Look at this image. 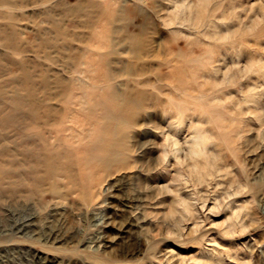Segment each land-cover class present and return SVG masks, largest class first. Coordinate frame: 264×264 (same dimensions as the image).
I'll use <instances>...</instances> for the list:
<instances>
[{
	"label": "rangeland",
	"instance_id": "374dc122",
	"mask_svg": "<svg viewBox=\"0 0 264 264\" xmlns=\"http://www.w3.org/2000/svg\"><path fill=\"white\" fill-rule=\"evenodd\" d=\"M219 1L115 0L106 10L107 0H0V149L15 125L48 145L41 136L55 140L66 106L82 131L57 141L52 151L68 155L38 192L14 198L4 179L0 264H264V0L212 10ZM197 56L206 91L180 123L181 92L169 83ZM84 88L99 98H81ZM200 111L224 130L197 155ZM232 120L237 129L225 128ZM96 148L107 166L83 164Z\"/></svg>",
	"mask_w": 264,
	"mask_h": 264
},
{
	"label": "bare ground",
	"instance_id": "6f19581e",
	"mask_svg": "<svg viewBox=\"0 0 264 264\" xmlns=\"http://www.w3.org/2000/svg\"><path fill=\"white\" fill-rule=\"evenodd\" d=\"M114 1L115 0H107L106 10H114L113 5H112ZM222 4H223L222 0L219 2H216V4L213 6L212 10H217L218 7H220ZM233 8H234V6H232V9ZM198 9H201V7H199ZM202 13H203V15H201V19H199V22L203 21L206 11H203ZM193 15H194V13H193ZM208 16H209L210 26L213 27V29H210V30L205 29L204 32L206 35H208V37L211 40H213L215 42L217 40H220L219 33H220L221 29H217L219 27L218 22H216V20L214 18H212V16L210 14L207 15V17ZM196 22H197V20H196ZM207 24L209 25V23H207ZM202 25H204V24L202 23ZM246 30H248V29H246ZM100 37H103V36L100 34ZM191 45H193V44H191ZM193 46H192V48H193ZM192 48H190V49H192ZM212 50H214L213 47H207L204 50V52L211 53ZM192 52H194V51L192 50ZM180 54H181V56L183 55L182 53H180ZM196 55H198V54H196ZM203 55H205V54H203ZM181 56H180V59L183 58ZM184 58L185 59L182 60L180 66H177V69L183 70L184 73L178 74L177 77H175V80H177V83H175V81L173 79L169 83L170 85H173V87H176L181 92L178 96H174V98L176 100V105L180 106V111L177 113L180 123L184 122V120L186 118V115L184 114V110L188 109L187 107L191 104V102H192V104H195V105L197 104L196 101H194V99H196V98L199 99L198 98L199 96L203 97L202 94L205 93L206 86L208 83L207 81H204V80L200 81L195 77L197 75V73H199V72L196 68H195L196 69V72H195V69H194L195 64L194 63H196L195 62L196 60L201 61L202 60L201 56L191 57L190 59L186 58V57H184ZM211 58H213V57H211ZM211 58H210V60H211ZM210 60L208 59L207 61H210ZM171 61H173V60H170V62ZM88 62L91 65L92 62H90V60ZM191 62H193L192 65H190ZM197 64H198V62H197ZM170 66H171V64H170ZM188 66H190V68L192 69V72L187 71L188 69L184 70ZM195 66H197V65H195ZM197 68L200 70L201 67L199 68L197 66ZM202 70H204V69H202ZM209 76L210 75L207 74V77H209ZM89 80H90V78H89ZM104 81H106V80H104ZM98 82L102 83V80L101 81L97 80V81H94V83H91V82L90 83L92 84V87H93ZM197 83H198V88H197ZM88 89L85 90V88H84L85 92L83 90L84 94H83V96H81V98L82 97L89 98V99L99 98L98 95H95L92 98L87 96V95H89ZM157 89L158 90L155 91L154 96L158 101H160L161 96H162L161 95L162 87L157 86ZM76 97H77V94H75V93L69 94V96L66 99V102L73 104V105H76V99H77ZM192 99H193V101H192ZM103 100H105V98H101V100H99V102H101V101L103 102ZM204 100H203V102H204ZM172 109H174V108H172ZM61 110L62 111L60 112V120L59 121H53L51 123V125L54 126L55 128L50 129V131L52 133H57V134L56 135L55 134L50 135V139L53 138L55 140L52 141V139H51L50 141H48L43 135L41 136L45 142L46 141L48 142V145H46V146H42V147L41 146H34L33 142L29 141L32 138L31 135L26 133V131L22 132L20 130H17V125L12 123V126L13 125H15V126L13 127V134L11 135V138H12L11 139V146L8 147L7 150H4V148L0 149V155L1 156L4 153L7 154L8 157L5 160L9 165L7 168V171L4 170V168L2 166L4 159L0 160V187H1V185L4 184V179L7 177L9 180L8 181V186L10 188L9 192H10V195L12 197L17 198L18 196H22V195L28 197L30 193L38 192V190L40 189L38 187L40 185H42V182H44V180H46V178H48V177L51 178V177L55 176V174H56V162L57 161L59 162L60 160L64 159L68 155L64 152L65 149H63V152L56 150L57 153H56V151H52V149L56 145L57 141H58V143H61V142H63V139L73 138V137H76L77 135L80 136V134L82 133V131L79 129H76L70 121V120H74L76 118V115H77L76 107L66 106L64 109H61ZM107 110L109 111V109H107ZM51 112H52V109H49L47 112L42 113L40 117L49 118ZM198 114H202V116H200V120L203 123H200L199 125H201V126H198L196 129V133H197L196 136L198 138L197 142H196V146H198V147L194 148V152L197 153V155H201L202 153H204V151H208V149H209L208 144H209L212 136L215 134V132L220 130V133H221L224 130V126H223L224 124L218 123V121L215 120L214 116L210 112L206 111L205 113H203L202 111H200V112H198ZM195 115H197V114H195ZM106 116L109 117V115H106ZM32 117H34L35 120L39 119V118H37L38 114H37V111L35 109H33V111H32ZM12 119L15 120L16 117L13 115ZM69 121H70V124H68ZM197 121H199V120H197ZM209 121L215 122V124L211 128H209V126L206 127V123H208ZM216 121H217V123H216ZM233 125H234V122L232 120L228 124H225V128L228 127V128H231V130L233 128L235 129L236 126L234 127ZM25 128H26L25 130H27V127H25ZM190 128H192V127H190ZM236 129H237V127H236ZM226 134L228 135V133H226ZM88 135H89V133H88ZM67 141H69V140H67ZM68 144L71 145V144H73V142L69 141ZM173 144L178 145V141L174 140ZM78 148H79V146H78ZM97 150H98L97 148L94 150H91V151L86 150L84 152L85 153L84 158L82 159L83 164L88 166L91 158L98 157L99 160L101 161V165L107 166L108 163H110V159H111L110 156H102V154L98 153L99 150L98 151ZM153 161H155V160H153ZM43 172H45L46 176L42 174ZM32 173H34L35 176ZM32 186H36V190H32V188H33Z\"/></svg>",
	"mask_w": 264,
	"mask_h": 264
}]
</instances>
